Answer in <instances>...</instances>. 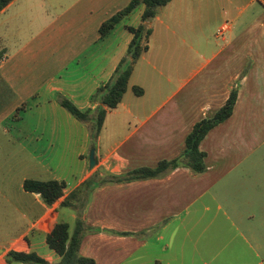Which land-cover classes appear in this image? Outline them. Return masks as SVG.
<instances>
[{
  "label": "crops",
  "instance_id": "0c3cea01",
  "mask_svg": "<svg viewBox=\"0 0 264 264\" xmlns=\"http://www.w3.org/2000/svg\"><path fill=\"white\" fill-rule=\"evenodd\" d=\"M131 1L15 0L0 13V264H9L10 251L58 264L44 242L55 223L73 233L78 214L65 200L78 192L72 202L80 203L96 175L121 177L178 158L194 126L213 118L238 83L233 115L200 144L206 172L178 168L98 187L83 215L98 231L86 234L80 254L96 264H264V0H172L160 8L148 23L149 50L94 145L92 123L60 101L96 109L93 95L127 55V27L141 25L145 6L105 37L100 28ZM30 179L64 183L63 197L47 205L25 191Z\"/></svg>",
  "mask_w": 264,
  "mask_h": 264
},
{
  "label": "trees",
  "instance_id": "16d2710c",
  "mask_svg": "<svg viewBox=\"0 0 264 264\" xmlns=\"http://www.w3.org/2000/svg\"><path fill=\"white\" fill-rule=\"evenodd\" d=\"M13 1L15 0H0V13ZM171 1L132 0L125 9L119 11L102 24L100 33L102 37H105L138 6H145L141 25L138 27H127L133 34L127 55L122 59L109 82L100 87L93 95L92 102L98 104L95 110L83 112L66 98L60 101L62 107L67 109L78 121L92 123L91 139L94 145H96L100 136L108 112L118 108L122 103L128 91L135 63L149 50V39L152 35V29L149 28L148 23L157 16L160 8L167 6ZM238 91L239 83L233 87L226 104L213 118L204 119L194 126L186 138V148L178 158L171 161L163 160L156 168H139L121 177L107 176L100 178L96 175L84 184L85 193L80 203L74 204L72 202L77 197L78 192L71 194L65 200L64 206L72 207L78 214L73 233H70L68 224L55 223L51 226L46 238L48 247L61 258L58 264H96L93 259L83 257L80 254V248L86 234L98 231L88 227L83 220L84 211L90 196L98 187L106 184H122L162 178L178 168H188L196 174L206 172V154L200 150V144L212 129L233 115L238 100ZM134 93L137 96H142L144 90L140 87H134ZM65 188L64 183L55 180L44 182L30 179L24 182L25 191L39 194L47 205H52L63 197ZM7 263L50 264L35 252L18 251H10L7 254Z\"/></svg>",
  "mask_w": 264,
  "mask_h": 264
},
{
  "label": "rangeland",
  "instance_id": "374dc122",
  "mask_svg": "<svg viewBox=\"0 0 264 264\" xmlns=\"http://www.w3.org/2000/svg\"><path fill=\"white\" fill-rule=\"evenodd\" d=\"M12 235H14V232L11 230V227H8V231H7V237H8V239L11 238ZM44 246H45L46 250L51 253L52 256H54L56 258L58 257V255L48 247V245L46 244V242H44ZM36 251L39 254H41V255H46L45 254V251L41 247H39L38 243H37V246H36ZM47 257H49V256H47ZM12 264H23V263H12Z\"/></svg>",
  "mask_w": 264,
  "mask_h": 264
},
{
  "label": "water",
  "instance_id": "95a60500",
  "mask_svg": "<svg viewBox=\"0 0 264 264\" xmlns=\"http://www.w3.org/2000/svg\"><path fill=\"white\" fill-rule=\"evenodd\" d=\"M90 168L93 169L96 166V150L93 148L89 156Z\"/></svg>",
  "mask_w": 264,
  "mask_h": 264
},
{
  "label": "built area",
  "instance_id": "2783aa9c",
  "mask_svg": "<svg viewBox=\"0 0 264 264\" xmlns=\"http://www.w3.org/2000/svg\"><path fill=\"white\" fill-rule=\"evenodd\" d=\"M224 36V29H219L218 32H217V37L218 38H223Z\"/></svg>",
  "mask_w": 264,
  "mask_h": 264
}]
</instances>
